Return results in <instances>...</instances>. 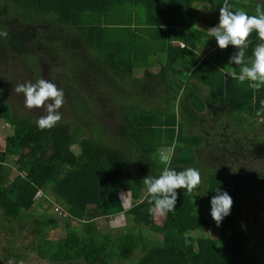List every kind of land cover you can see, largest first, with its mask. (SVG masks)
I'll return each mask as SVG.
<instances>
[{
	"label": "trees",
	"instance_id": "trees-1",
	"mask_svg": "<svg viewBox=\"0 0 264 264\" xmlns=\"http://www.w3.org/2000/svg\"><path fill=\"white\" fill-rule=\"evenodd\" d=\"M228 2L234 10L243 9L249 15L256 14L257 5L264 6V0ZM223 3L224 0H0V31L8 33L0 36L5 55L36 60L43 52L52 56H57L59 49L72 52H67L69 62L83 66L86 78L90 74L100 76V83L104 80L113 91V109L122 117V124L113 130L95 124L91 118V90L84 83L89 80L79 79L76 84L68 73L66 79L56 81L71 104L68 109L72 115L69 121L51 129H39L35 118L18 115L11 101L0 95V119L8 118L15 124V134L7 142L17 151L13 166L5 165V154L0 153V221L22 227L29 223L34 251L40 258L51 263L111 264L114 259L129 262L139 252L141 256L135 264L262 261L256 248L247 247L238 215L253 201L264 198V166L237 174L221 165L202 168L201 184L191 193L178 189L176 209L164 215L160 226L150 225L151 231L159 235L158 240H145L131 227L106 236L101 243L92 237L96 219L110 215L118 191L129 192L137 203L116 213L130 218L133 228L147 224L144 218L151 206L142 179L147 175L158 177L165 167L177 171L194 167L205 147L215 140L222 141L220 133L227 134V141H238L242 154L252 151L264 157V143L256 138L257 145H252L255 127L248 122L264 119V111L256 115L264 102V86L256 91L248 81L226 79L229 68L239 72V66L229 65V57L237 49L229 45L222 50L214 37L193 27L195 23L216 26ZM200 8L213 11L214 17L204 20L205 12ZM10 10L21 14L20 21H9ZM249 40L246 63L260 43L255 32ZM199 45L203 47L201 54L195 52ZM77 51H81L79 56ZM153 67H159L157 75L151 73ZM141 69L143 79L139 81L135 74ZM135 84H147L150 91L163 86L168 96H158L162 104L144 107L136 97L121 94L128 85ZM206 108L214 113L212 131L205 125L208 118L200 115ZM225 115L230 121L219 129L216 125L225 121ZM86 125L92 133L79 136ZM230 125L237 129L232 131L233 139L228 134ZM238 131L241 135L236 138ZM74 145L80 147L78 155L71 150ZM160 148L173 149L169 164L160 160ZM218 188L227 191L234 201L231 214L220 226L210 214V201ZM47 192L65 207V237L48 236V226L57 219L43 218L52 208L51 203L40 208ZM72 222L81 228L73 230ZM209 227L217 229V238L192 236Z\"/></svg>",
	"mask_w": 264,
	"mask_h": 264
},
{
	"label": "rangeland",
	"instance_id": "rangeland-1",
	"mask_svg": "<svg viewBox=\"0 0 264 264\" xmlns=\"http://www.w3.org/2000/svg\"><path fill=\"white\" fill-rule=\"evenodd\" d=\"M199 10L202 12H208L207 8H200ZM9 13L11 14L8 16V19L11 23L14 24L16 21H20V13L11 10ZM212 13L213 11H209L207 16L210 18L214 17V13ZM215 18H217V16ZM193 27L196 30H201L207 34H209L207 30L211 28L210 26L204 27L201 24H194ZM67 52L72 53L69 51ZM67 52L65 50L59 49L56 53L57 56H52L49 52L47 54H44L43 52L41 55L36 57L35 60L31 57H22L13 54L5 55L3 47H0V90H2L0 95H4L9 99V101H11V104L18 115H27L33 119L35 118L37 121L39 117L46 114V109L44 107L33 109L26 108L24 105V95L22 93H16L14 90L15 86L17 84L26 82L35 83L37 80L43 78L56 84L57 87L60 88L56 80L61 77L66 79L65 73H68L76 84L79 83V79H81L83 82L84 79L89 80L88 83H84L87 84L85 87L90 89V93L92 94V121L95 124L103 125L107 131L117 128V125L122 124V117L118 110L113 109V91L109 89V86L105 84L104 80L102 83H100L101 79L98 75L90 74V77L86 78V70L83 68V66L80 67L77 65L76 62L74 65L72 62H69L70 60L68 59ZM77 52V55L79 56L81 51ZM195 52L201 54L202 50H196ZM77 61L79 60L77 59ZM96 67L98 66L95 65V68ZM95 70H97V68ZM158 70L159 67H153L151 73L157 75ZM143 72L144 70L141 69L135 74L139 81L143 79ZM96 79H98V81H94ZM147 81L154 82L156 80L148 79ZM81 87L83 90H86L84 85ZM162 89L163 86H157L154 91H150V87L147 84L143 86L135 84L128 85L125 91H123V93L121 92V94L125 98L129 96L136 97L137 100L142 102L144 107L151 108L155 105H159L161 102L158 96H168L163 92ZM125 103L126 101L124 104ZM69 105L71 104L65 97V103L60 109H58L62 115V119L57 124L70 120L69 118L71 112L68 109ZM221 113L222 112H220V114ZM213 114L214 113L209 112L207 108L200 113L201 116L204 115L208 118V121L205 125L207 127H211V131L213 130V124L211 125L212 121L214 120ZM224 119L225 121L220 119L221 122L217 124L216 127H219L220 129L221 124L224 125V122L226 121L229 123L230 118L227 117V115H225ZM248 122L255 127L254 131L251 132V139L254 140L252 145H257V139L264 143V119H250ZM231 127L232 126L230 125V133L228 134L229 137L233 139L234 136L232 131H236L237 129ZM83 128L84 130L79 132V136L88 137V135L92 133V129H90L88 125L84 126ZM241 131L243 132L242 134H245L243 130ZM108 133H111V131ZM212 133V136H214L215 132ZM14 134L15 124L11 123L8 118H1L0 153L5 154L4 164L9 166L14 165L17 151L12 146V144L7 142V139L13 137ZM220 134L222 141L219 142L215 140L216 142L214 141L210 147H205L200 154V157L196 161L194 168H197L201 172L202 168H206L207 166L215 167L221 165V168L227 169L228 171L237 174L239 171H247L248 169L256 170L264 166L263 155L259 157L257 154H253L252 151L242 154L241 147L238 145L239 143H237L238 141H232L230 138H228L229 141H227V134L224 132ZM240 135V133L237 134L236 138H238ZM121 145L124 146V143H121ZM71 150L75 155H78L80 152V147L78 145H74L71 147ZM164 150H170L171 156L173 155L174 151L172 148H160V160L161 152ZM11 178L12 176L8 177L9 180H11ZM45 194L46 197H44V200L41 201L40 208H45L50 203L52 204V208H49L44 213L43 218L50 219L55 217L57 219L56 222L48 226V236L51 239L65 237L66 227L64 222L65 216L63 214L65 207L55 200L50 192ZM117 195L118 196L114 199V202L110 206V215L104 218L96 219V229L92 234L93 239L98 243H101L106 236L110 234L117 235L121 232V230H123L124 227H131L135 234L142 236L145 240H158L159 235L155 232H152L149 227L152 224L160 226L163 222L164 216H154L150 213H147L144 218L147 224L142 223L133 228L132 226L134 223L130 218L124 216L123 213L116 212L121 208L127 211L130 207L137 203V200H134L130 196L129 192L118 191ZM141 197L143 198L144 196L141 195ZM142 198L139 199V201H141ZM37 199H39V197H37ZM238 220L240 222L241 228L244 229L247 247L256 248V250H258L262 256V261H259L257 264H264V198L253 201L247 205L246 208L241 213H239ZM71 228L73 230H79L81 227L78 226L77 223L72 222ZM30 231L31 229L29 223L22 227L13 223L7 224L6 222L0 221V264H8L10 260L13 262V264H81V262L78 261L51 263L50 261L40 258L34 251V244L32 243L34 241V235ZM192 236L195 238L206 237L214 239L218 237V231L214 227H209L205 230L193 232ZM140 256L141 254L137 252L129 262H122L118 259H114L111 264H135Z\"/></svg>",
	"mask_w": 264,
	"mask_h": 264
},
{
	"label": "clouds",
	"instance_id": "clouds-1",
	"mask_svg": "<svg viewBox=\"0 0 264 264\" xmlns=\"http://www.w3.org/2000/svg\"><path fill=\"white\" fill-rule=\"evenodd\" d=\"M255 15H249L245 10H234L233 6L224 0L219 8V21L214 27L207 30L209 35L215 38L220 49H227L229 45L237 51L229 57V65L239 66V72L229 68L225 72V78L231 77L240 83L250 82L249 87L259 91L264 86V6L257 5ZM255 32L260 43L256 44L252 51V58L245 62L246 49L251 41L249 37ZM6 31H0V36L6 37ZM15 92L24 95V105L28 109H46V114L36 121L37 127L41 130L53 128L61 119L58 111L65 103V96L62 89L56 84L43 78L35 83L26 82L15 86ZM2 92V90H0ZM261 110L256 115L261 116L264 111V102ZM162 163L169 164L171 151L161 152ZM148 196L150 214L164 216L176 209L178 189H186L191 193L202 182L201 173L197 168L188 167L177 171L165 167L158 177L147 175L143 179ZM216 195L211 199V217L217 226H220L225 217L231 214L233 199L227 191L216 189ZM8 264H13L10 260Z\"/></svg>",
	"mask_w": 264,
	"mask_h": 264
},
{
	"label": "crops",
	"instance_id": "crops-1",
	"mask_svg": "<svg viewBox=\"0 0 264 264\" xmlns=\"http://www.w3.org/2000/svg\"><path fill=\"white\" fill-rule=\"evenodd\" d=\"M207 14H208L207 11H205V14H204V16H203V19H204V20L211 19L210 17L207 16ZM202 15H203V14H202ZM195 25H198V24L195 23ZM199 25H200V23H199ZM201 25H203L204 27L207 26V25L202 24V23H201ZM208 27H209V26H208ZM200 31H201V30H200ZM202 32H203V31H202ZM198 50H200V51L203 50V47L199 45ZM204 57H205V55H202L201 59H203ZM123 210H124V209H123ZM124 211H125V210H124Z\"/></svg>",
	"mask_w": 264,
	"mask_h": 264
}]
</instances>
